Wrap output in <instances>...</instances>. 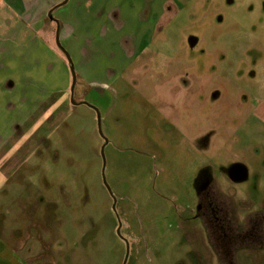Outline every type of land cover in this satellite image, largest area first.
I'll use <instances>...</instances> for the list:
<instances>
[{"label":"rangeland","instance_id":"1","mask_svg":"<svg viewBox=\"0 0 264 264\" xmlns=\"http://www.w3.org/2000/svg\"><path fill=\"white\" fill-rule=\"evenodd\" d=\"M159 2L145 48L110 83L108 115L94 89L87 97L101 132L84 104L60 131L51 191L24 172L0 188V264H121L105 138L126 264H264V0ZM0 6V82L31 55L60 77L56 42L14 0ZM247 215L263 222L250 243L230 222L218 245L220 220Z\"/></svg>","mask_w":264,"mask_h":264},{"label":"crops","instance_id":"2","mask_svg":"<svg viewBox=\"0 0 264 264\" xmlns=\"http://www.w3.org/2000/svg\"><path fill=\"white\" fill-rule=\"evenodd\" d=\"M38 1L14 0L27 25L42 29L53 41L56 22L48 17V11L54 7L52 15L59 24V41L76 74L74 99L90 102L87 97L94 89L108 115L112 105L105 100L110 83L120 78L130 58L145 48L154 30L151 19L161 7L159 0L156 3L155 0H67L58 6L63 0H48L45 4ZM25 47L32 53L39 45L32 40ZM59 56L60 77L47 69L38 71L40 59L36 56H23L18 61L11 57L28 71L22 75L10 74L0 82V188L24 172L26 176L32 175L28 185L35 191L46 192L42 186L50 187L51 191L53 184L43 177L49 175L46 169L49 163L58 166L60 131L73 129L70 118H80L76 113L80 104L70 102L69 63L63 52ZM38 196L43 202V197ZM46 202L48 207H58L54 199L48 197Z\"/></svg>","mask_w":264,"mask_h":264},{"label":"water","instance_id":"3","mask_svg":"<svg viewBox=\"0 0 264 264\" xmlns=\"http://www.w3.org/2000/svg\"><path fill=\"white\" fill-rule=\"evenodd\" d=\"M67 0H63L61 3L57 4L56 6L58 5H61L63 3H65ZM54 7L51 8L49 11H48V17L50 19H53L55 22H56V31H55V42H56V45L58 46V48L65 54L66 56V59L69 63V69H70V72H71V78H72V81H71V86H70V102L72 104H84V105H87L89 107H91L95 112H96V122H97V130L99 132H101V116H100V111L99 109L90 104L89 102L85 101V100H82V101H79L77 102L75 99H74V89H75V84H76V74H75V71H74V66L72 64V61L68 55V53L66 52V50L62 47L60 41H59V24L58 22L56 21V19L53 18V15H52V11H53ZM108 143V140L105 138L104 139V142H103V145L101 146V149H100V154L102 156V159H103V165H102V168H101V177H102V182H103V185L105 186L107 192L109 193V195L111 196L112 198V205H111V208L112 210L114 211L115 215H116V218H117V227H116V234L121 237V239L124 241V244H125V254H124V257H123V260L121 262V264H126V261H127V258H128V253H129V244H128V241L126 239H124L122 236H121V233H120V227H121V221H120V218L118 217V214L116 212V197L115 195L113 194L110 186L107 184L106 182V179H105V176H104V168H105V159H104V147L106 146V144Z\"/></svg>","mask_w":264,"mask_h":264},{"label":"flooded vegetation","instance_id":"4","mask_svg":"<svg viewBox=\"0 0 264 264\" xmlns=\"http://www.w3.org/2000/svg\"><path fill=\"white\" fill-rule=\"evenodd\" d=\"M223 209V213H226L227 214V211L225 209V207L222 208ZM223 219V220H222ZM219 222V228L220 226H224V228H220V231L217 230L216 232V235H215V240L218 241L222 239V231L226 230V228H228V225L230 224H233L234 227H233V234H235L236 237H234V239L236 238V242L239 241V243H245V241L248 239L249 240V237L252 235L256 236V226L258 225L259 228H260V223H263V222H260L259 219H258V222L256 221L255 218H250V215H247V217H245L243 219V221L238 222V219L239 218H234V216L232 218L229 217V220H225V218H222ZM221 224V225H220ZM227 224V225H226ZM227 226V227H226ZM258 229V228H257ZM226 233V231H225ZM233 239V238H232ZM238 239V241H237ZM242 240V241H241ZM247 240V243L249 244L250 242ZM219 245V243H218ZM218 251H219V248H218Z\"/></svg>","mask_w":264,"mask_h":264}]
</instances>
